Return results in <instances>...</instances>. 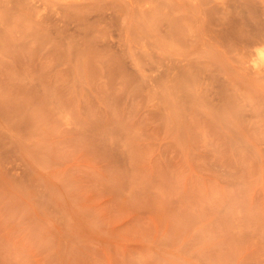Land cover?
I'll return each instance as SVG.
<instances>
[{
    "label": "rangeland",
    "instance_id": "rangeland-1",
    "mask_svg": "<svg viewBox=\"0 0 264 264\" xmlns=\"http://www.w3.org/2000/svg\"><path fill=\"white\" fill-rule=\"evenodd\" d=\"M0 264H264V0H0Z\"/></svg>",
    "mask_w": 264,
    "mask_h": 264
}]
</instances>
